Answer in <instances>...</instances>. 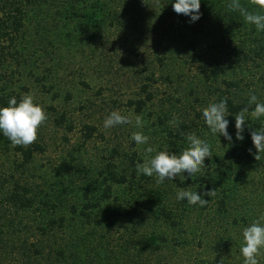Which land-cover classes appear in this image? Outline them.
Segmentation results:
<instances>
[{"label":"trees","instance_id":"trees-1","mask_svg":"<svg viewBox=\"0 0 264 264\" xmlns=\"http://www.w3.org/2000/svg\"><path fill=\"white\" fill-rule=\"evenodd\" d=\"M240 2L249 11L255 7V0ZM228 3L200 0V19L191 23L173 11L172 0H0V71H13L12 76L20 77L26 73L51 93L52 71L59 70L56 62L71 52L72 44L76 46L79 39L95 43L106 40V34L114 37L126 32L133 37L153 33L158 39V67L169 66L170 71L200 64L199 49L209 59L205 71H247L249 64L264 68V32L247 24L239 10L229 11ZM189 33L196 40L184 44ZM187 45L194 53L186 59ZM216 48L222 58H217ZM130 51L137 56L132 43ZM37 71L47 73L40 76ZM242 82L238 75L222 81L226 97L220 99H227L228 131L233 132L224 157L214 154L211 163L191 180L155 181V188L149 185L151 179L137 172L132 153L123 157L127 173L111 171L101 193L96 187H86L81 193L65 188L59 195L52 191L55 196L49 200L29 178L35 156L43 153L41 143L14 146L0 134V158L8 162V172L0 173V264H120L121 255L133 256L136 264L153 260L160 264L166 252L163 248L191 253L185 264H243L242 229L264 213V184L258 197L243 196L244 187L247 196L252 193L248 190L254 185L251 172L264 175V153L254 159L250 138V132L264 126V120L249 117L246 123L251 128H246L243 141H236L234 117L247 106L250 92L264 102V76L255 86ZM147 87H143L146 99L128 101L139 114L153 100ZM0 92V107H7L13 96L17 102L22 99L10 85ZM187 129L181 125L171 134L170 144L177 155L186 148ZM86 130L89 138L93 129ZM115 189L123 194L114 196ZM153 189L155 197L148 196ZM195 189L200 194L215 193L203 195L208 203L202 208L176 200L178 190ZM127 194L130 199L125 200ZM202 244L207 246L204 257H197L195 250ZM158 251L159 256L155 255ZM166 253L171 260L172 254Z\"/></svg>","mask_w":264,"mask_h":264},{"label":"rangeland","instance_id":"rangeland-1","mask_svg":"<svg viewBox=\"0 0 264 264\" xmlns=\"http://www.w3.org/2000/svg\"><path fill=\"white\" fill-rule=\"evenodd\" d=\"M202 31L210 36L206 29ZM151 34L136 37L129 36L127 32L114 37L106 34V40L95 43L79 39L76 46L72 44L71 52L64 55L65 58L59 63L56 62L60 67L58 71H52L49 79V84L53 87L51 93L46 92L26 73L20 77L16 74L12 76L13 71L5 74L0 71V90L5 85H10V89H14L21 98L25 94H31L34 103L41 105L46 112L47 120L39 127L35 140L41 143L43 153L35 156L29 176L34 183L40 185L41 195H46L45 198L53 200L55 195H52V191L59 195L65 188L70 193H74L77 188L81 193L86 187H96L98 193H101L109 184L106 179L111 171L120 175L127 173L129 166L124 162V155L134 153L137 164L143 163L148 156L155 155V151H144L147 146H152L156 151L167 148L173 152L171 134H176L181 125L188 128L187 133H195L198 138L206 139L212 156L218 154L224 157L229 146L223 137H213L208 133L207 126L200 118L201 110L210 103L218 102L221 97H226L223 80L234 79L238 75L242 83L255 86L259 77L264 76V68L249 64L247 71H238L237 68L236 71H205L204 66L209 59L206 52L203 54L199 51L198 46L199 50H196L201 56L200 64L186 65L182 71H170L169 66L160 68L156 60L158 39ZM191 39L196 40L190 33L187 34L184 44L191 43ZM131 43L136 48L137 56L131 54ZM210 43L208 42V46ZM186 52V59L189 54L194 53L189 45ZM214 52L217 58H222L218 49ZM107 60H110L109 64L106 63ZM39 72L40 76L47 73L37 71ZM144 85H148L146 92L153 95V100L139 114L134 107L128 106V101L146 99V94H143ZM248 88L253 90L255 87ZM114 110L128 116L132 123L105 129L103 120ZM136 115L142 117V128L135 125ZM262 120L264 117L258 122ZM172 121L177 124L171 123ZM86 127L93 129L89 138ZM136 131H142L149 137L148 145H136L131 141L132 133ZM233 131L235 133V129ZM228 132L233 135L232 131ZM187 146L186 141L185 147ZM211 159L212 157L205 158L204 166H208ZM5 172H8V162L1 157L0 173ZM148 178L151 179L149 185L155 188V177ZM250 178L254 185L248 190L251 189L252 193L247 196V189L244 187L243 196L258 197L263 190L264 175L253 171ZM122 194V190H114V196ZM151 194L155 197L156 189L148 196L151 197ZM127 199H130L129 194L125 197ZM114 238L118 239L119 236L115 234ZM242 243L241 238V246ZM204 249L207 246L202 244L201 248L195 250V256L204 257ZM163 250L171 253L173 258L170 260V254L164 252V259L160 264H185L191 256L184 249L175 253L167 248ZM155 255L159 256L160 251ZM119 259L120 264H136L133 256L129 258L121 255ZM152 264H155L154 260Z\"/></svg>","mask_w":264,"mask_h":264},{"label":"clouds","instance_id":"clouds-1","mask_svg":"<svg viewBox=\"0 0 264 264\" xmlns=\"http://www.w3.org/2000/svg\"><path fill=\"white\" fill-rule=\"evenodd\" d=\"M172 8L175 13L188 17L191 23L200 19V0H172ZM226 8L229 11L239 10L247 24L254 26L258 32H264V0H255L252 11L243 7L240 0H229ZM229 116L231 114L228 112L227 99L222 98L202 109L200 118L207 126L210 135L223 137L227 145L231 146L233 135L228 132L229 120L226 118ZM249 117L256 120L264 117V102H259L257 95L252 92L249 93L247 106L234 117L236 141H243L246 128H251L250 124L246 123L249 122ZM46 120L44 108L34 103L31 94H25L19 102L13 96L9 99L7 107H0V134L14 146H28L35 142L38 129ZM130 123L132 121L128 116L114 110L103 120V127L111 129ZM171 123L177 124L176 121ZM135 125L137 128L143 127L141 116H135ZM250 138L255 149L254 159L258 160L260 154L264 153V126L252 130ZM185 139L188 146L179 155L168 151L167 148L156 151L152 146H147L144 151L146 153L155 151V155L148 156L143 163H137V172L148 177L154 176L159 184L172 182L174 179L191 180L195 174L205 168L204 160L212 157V152L208 141L198 138L195 133L186 134ZM131 141L136 145H148L149 137L142 131H136L132 133ZM214 193L215 190L203 194L198 193L196 189L178 190L176 200L186 201L188 205L202 208L208 203L203 195ZM242 241L240 255L243 257V264H260V257L264 255V213L243 227Z\"/></svg>","mask_w":264,"mask_h":264}]
</instances>
